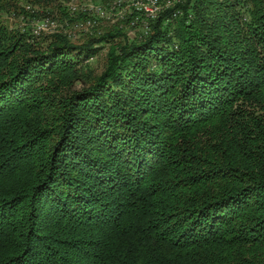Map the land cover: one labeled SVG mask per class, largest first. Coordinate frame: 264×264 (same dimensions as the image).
<instances>
[{
    "label": "trees",
    "instance_id": "16d2710c",
    "mask_svg": "<svg viewBox=\"0 0 264 264\" xmlns=\"http://www.w3.org/2000/svg\"><path fill=\"white\" fill-rule=\"evenodd\" d=\"M64 1L0 0V264H264V0L5 22Z\"/></svg>",
    "mask_w": 264,
    "mask_h": 264
},
{
    "label": "rangeland",
    "instance_id": "374dc122",
    "mask_svg": "<svg viewBox=\"0 0 264 264\" xmlns=\"http://www.w3.org/2000/svg\"><path fill=\"white\" fill-rule=\"evenodd\" d=\"M135 1L131 0V2H125V0H65L63 6L68 12H72L73 10H75V12L84 11L86 13H89V15H93L94 17L92 16L91 19L88 18L86 20H78L77 22L70 23L62 16L60 12H56L53 16H49L50 23L48 26H44L46 29H43V23L40 22L43 20V18H47L43 17V15L40 16L39 19L34 20H32V17L28 15L27 17L5 15L4 18L5 22L10 26V28H42L43 32L38 36L42 34H51L55 32V30H60L67 33L70 38L76 43H80L84 38L87 37V35L91 34L92 32H96V30L104 31L105 29L112 27L115 23L121 22V24L124 25L129 40H133L146 33L149 27L148 24L151 20L148 19V17L145 16L142 11H139V13L136 14L135 18L131 20L128 19L131 15V12L135 11L136 5L132 4V2ZM89 4L100 6L101 11H94L93 13H91L90 11L85 10V8ZM114 4L116 5L115 8L112 7V5ZM37 21H39L40 23L35 24ZM108 46L109 45L107 44L105 49L101 50L96 56L87 61V63L98 72L103 69Z\"/></svg>",
    "mask_w": 264,
    "mask_h": 264
},
{
    "label": "built area",
    "instance_id": "2783aa9c",
    "mask_svg": "<svg viewBox=\"0 0 264 264\" xmlns=\"http://www.w3.org/2000/svg\"><path fill=\"white\" fill-rule=\"evenodd\" d=\"M135 1V0H134ZM181 0H136L135 2H132L133 5L135 6V13H139V11H142V13L148 17V19H155L159 16V14L167 7L173 6L175 4V2H178ZM125 2H131V0H125ZM164 4H163V3ZM120 5V3H119ZM115 4L112 5L113 8H115ZM85 10L90 11L91 13H93L94 11L98 12L101 11L100 6L94 5V4H89ZM73 13L75 12V10L72 11ZM90 13V14H91ZM133 13V12H131ZM178 13H180V11H176L174 13V16H176ZM93 16V15H91ZM94 17V16H93ZM49 20L50 18H43L42 22L43 23V29H46L44 26H48L49 25ZM39 21H37L35 24H39ZM46 22V24H45ZM58 31V30H55ZM32 32L35 35H39L40 33L43 32L42 28H32Z\"/></svg>",
    "mask_w": 264,
    "mask_h": 264
}]
</instances>
